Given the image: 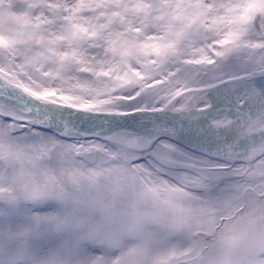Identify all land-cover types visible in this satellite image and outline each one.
I'll return each instance as SVG.
<instances>
[{"label": "snow or ice", "instance_id": "1", "mask_svg": "<svg viewBox=\"0 0 264 264\" xmlns=\"http://www.w3.org/2000/svg\"><path fill=\"white\" fill-rule=\"evenodd\" d=\"M0 264H264V0H0Z\"/></svg>", "mask_w": 264, "mask_h": 264}]
</instances>
